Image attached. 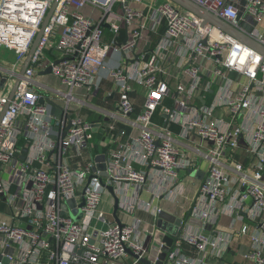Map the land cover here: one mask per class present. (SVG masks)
<instances>
[{"label": "built area", "instance_id": "1", "mask_svg": "<svg viewBox=\"0 0 264 264\" xmlns=\"http://www.w3.org/2000/svg\"><path fill=\"white\" fill-rule=\"evenodd\" d=\"M56 1L0 0V264H157L163 212V264H264L262 57L170 1L59 0L21 75ZM192 1L264 46V0Z\"/></svg>", "mask_w": 264, "mask_h": 264}, {"label": "water", "instance_id": "2", "mask_svg": "<svg viewBox=\"0 0 264 264\" xmlns=\"http://www.w3.org/2000/svg\"><path fill=\"white\" fill-rule=\"evenodd\" d=\"M58 1L57 0L55 2V4L53 5L52 9L50 10L45 23L41 29V31L39 32V34L37 35L34 44L32 46V49L21 69L20 74L24 75L25 71L29 68L30 64H31V60L37 50V47L40 43V40L43 36L44 33V29L46 28V26L48 25L57 5H58ZM170 2H172L173 4H175L176 6L182 7L184 10L192 13L194 16H198L201 20H202V25L205 27L207 25H212V26H216L217 28H219L221 31L227 33L228 35H230L231 37H234L235 39H237L239 42L244 43L245 45H247L250 49H253L257 54H259L262 59H263V63H264V46L262 44H260L258 41H256L253 37L248 36L247 34H245L244 32H242L241 30L237 29L236 27L228 24L227 22H225L223 19L217 17V16H213L211 14H209L207 11H205L201 6H198L197 4H195L192 0H168ZM106 29H109V26H105ZM149 48V45L147 46V49ZM148 60V55L145 58V61ZM57 65V63H56ZM52 72V67H49L44 73H42L43 75H49ZM3 84L4 81L1 84V88H3ZM19 82H17L13 93L11 94V98L14 96L15 91L18 87ZM41 104H45L44 100L40 101ZM0 118H2V116H0ZM98 160H104L103 157L98 158ZM100 169L104 170L105 166L104 165H100L99 166ZM195 177H197V179H202L204 177V172H200L197 175H193ZM110 193L112 194L114 200H115V207H114V213H113V217L116 220L117 224L121 225V220L118 216V212H119V203L120 200L119 198L116 196L115 191L113 188H109ZM69 204L71 206H75L76 203L74 201L69 202ZM84 205V204H83ZM82 205V206H83ZM65 209V208H64ZM81 218V216L75 217L76 221H79ZM167 222H170L172 224H175V226H170L167 224ZM190 224L198 227V228H202L203 224L199 221H196L194 219H190ZM181 221L177 220L173 215L167 213V212H163L159 215L158 218V223L157 225H159V227L167 232L166 237H164L163 242L165 243L166 247L164 248V252L160 255L159 257V263L157 264H163L167 252L170 250V248L173 246V239L170 236H175L178 232V227H180ZM207 230H211V226L208 225L206 226ZM129 254H131V252H129ZM136 259H138L137 257H135ZM141 264H152L151 261H147V259H139ZM221 264H226L225 262H222Z\"/></svg>", "mask_w": 264, "mask_h": 264}, {"label": "crops", "instance_id": "3", "mask_svg": "<svg viewBox=\"0 0 264 264\" xmlns=\"http://www.w3.org/2000/svg\"><path fill=\"white\" fill-rule=\"evenodd\" d=\"M3 54H6L5 52L3 53ZM121 59V56L120 55H116V56H114L111 60H110V62H109V64H108V67H115V66H117V64H118V62H119V60ZM24 65V64H23ZM23 67V66H22ZM22 67H21V69H22ZM107 74V72L106 71H104V75H106ZM41 80L42 81H46V82H51V79H50V77H49V75H46V76H44V77H42L41 76ZM109 90H111V83L110 82H108V81H105L104 82V84H103V89H102V92H101V96H100V100L102 101L103 99H104V96H105V99L107 100V101H109V104L108 105H104L103 104V106H105V107H109L110 105L112 106V104H114V100L113 99H108L107 98V92L109 91ZM114 108V107H113ZM188 193H187V195H186V197H185V199H183L182 201H183V203H187V204H190L191 203V201H193V199H194V197H195V194H196V191H197V188L195 187V186H193V185H188ZM143 218L145 217L143 214H140ZM222 223L226 226V225H228L229 223H228V219H226V218H224L223 220H222ZM232 255H234V253H232Z\"/></svg>", "mask_w": 264, "mask_h": 264}, {"label": "rangeland", "instance_id": "4", "mask_svg": "<svg viewBox=\"0 0 264 264\" xmlns=\"http://www.w3.org/2000/svg\"><path fill=\"white\" fill-rule=\"evenodd\" d=\"M164 3H168V0H158L157 1V6H160V5H162V4H164ZM4 53V51H2V52H0V60L2 59V60H5L6 59V54H3ZM7 57H9V56H7ZM111 82V81H110ZM163 206H164V204H163ZM185 206H186V208H189L190 207V204H185Z\"/></svg>", "mask_w": 264, "mask_h": 264}, {"label": "trees", "instance_id": "5", "mask_svg": "<svg viewBox=\"0 0 264 264\" xmlns=\"http://www.w3.org/2000/svg\"><path fill=\"white\" fill-rule=\"evenodd\" d=\"M106 34H109V30L108 29H106Z\"/></svg>", "mask_w": 264, "mask_h": 264}]
</instances>
